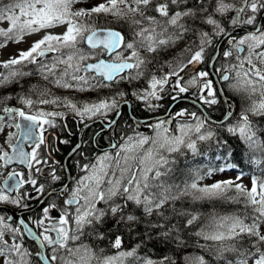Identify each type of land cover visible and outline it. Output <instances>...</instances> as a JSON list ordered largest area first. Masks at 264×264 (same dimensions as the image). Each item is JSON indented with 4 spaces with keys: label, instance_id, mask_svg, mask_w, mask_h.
Here are the masks:
<instances>
[{
    "label": "snow or ice",
    "instance_id": "snow-or-ice-1",
    "mask_svg": "<svg viewBox=\"0 0 264 264\" xmlns=\"http://www.w3.org/2000/svg\"><path fill=\"white\" fill-rule=\"evenodd\" d=\"M0 24V49L42 33L0 61V89L19 86L0 98V264H264V0H0ZM206 62L212 72L197 69ZM31 77L44 83L25 85ZM49 85L112 94L81 103ZM129 94L149 114L133 117L131 135L92 157L75 144L74 168L55 159L69 141L45 133L66 113L46 106L84 123L119 117ZM184 101L197 111L172 112ZM236 148L259 172L250 186ZM189 154L185 171L178 157ZM230 170L234 179L216 178ZM224 202L235 207L215 211ZM157 245L168 254L149 255Z\"/></svg>",
    "mask_w": 264,
    "mask_h": 264
},
{
    "label": "trees",
    "instance_id": "trees-1",
    "mask_svg": "<svg viewBox=\"0 0 264 264\" xmlns=\"http://www.w3.org/2000/svg\"><path fill=\"white\" fill-rule=\"evenodd\" d=\"M95 1L96 0H93V2H95ZM5 2H6V0H5ZM112 26L116 27V25H112ZM191 39H192L191 37L187 38L185 41H182L181 43H179L177 45V47L172 52L164 54L163 58L160 60V63L162 64L164 59H171L172 56L179 54L181 52V50L186 46V44L191 42ZM226 46L227 45L225 44V47ZM222 51H223V49L221 50V55H220L219 59H217L215 61V67L216 68H220L222 66V64L225 63L223 55H222ZM210 54L214 55L215 54L214 50H210ZM166 70L167 69L165 68V71ZM200 71H209L207 62L201 65ZM24 83H25V85H28V84H37V83L43 84L44 82L43 81H39L37 77H31V78H26ZM15 87L16 86H13V90H12V88H7L6 92L14 91L16 88L17 89L19 88V87H16V88ZM48 87L51 88L50 85ZM125 87H127V86H125ZM107 90L108 89H103V90H99V91H89V92L80 93V92L65 91V90H62V89L51 88V91H52V93L54 95L60 96V94H64L63 96H68V97H70V98H72V99H74L76 101L91 100L93 98H98L101 95H103L104 93H106ZM226 95H228L233 100V102L235 104L236 111L239 112L240 111V99H239V97L235 96L228 89L226 90ZM128 96H130V94ZM143 107H144V105L142 103H140L139 101L134 100L133 113L137 117H140V118L148 116L146 114H142V110L144 109ZM183 107L184 108H188L191 111L192 110L193 111H197L196 107L193 106L192 104L191 105L190 104L189 105L185 104ZM224 111H225V108L223 106V103H221V105L215 106L214 110H210V115L212 116V118L220 119V118H222V115H223ZM120 123L125 127V130L121 131V135L128 134V133L132 132L134 122L128 116L127 113H125V112L122 113V116H121V119H120ZM232 143H233V146L235 147V143L236 142L232 141ZM203 147L206 148L207 145H203ZM209 155L213 156L212 163L214 165L223 163V161H216L214 159V155L212 153H209ZM190 158H191L190 154H189L188 157H178V165L177 166L180 167L182 170L186 171V169H184V165L187 164V163H190ZM233 162L239 163L240 164V168L243 169V171L246 173V175L249 176L250 178H251V175H253V174H257V175L259 174V172L255 168V166L249 164L247 162V160L243 158L242 154L240 153L239 148H236V150L234 152V160H233ZM204 163L206 164L207 160H205ZM235 171H238V170H230L228 172H235ZM218 174H220V173H218ZM225 205H227V206H225ZM201 206H202V208H201ZM196 207L201 212H206V210H207V212H209V211L213 210V205H211V204L197 205ZM234 207H235L234 205H230L228 203L226 204V202L219 203V204L217 203L215 205V211L218 212V210H219L220 213H228V212H231ZM204 208H205V210H204ZM220 209H222V210H220ZM126 245L130 246V242L127 241V240H126ZM189 251H191V249H189ZM147 252H148L149 255L153 256V258H158L160 256L168 254L165 251H162L161 250V246H159V245H157L155 247V249H152V248L147 249Z\"/></svg>",
    "mask_w": 264,
    "mask_h": 264
},
{
    "label": "flooded vegetation",
    "instance_id": "flooded-vegetation-1",
    "mask_svg": "<svg viewBox=\"0 0 264 264\" xmlns=\"http://www.w3.org/2000/svg\"><path fill=\"white\" fill-rule=\"evenodd\" d=\"M130 101V107L132 109V98ZM161 103L164 107L158 109L155 114L160 117L165 115L166 109H168L169 104H172V102L170 97H165ZM124 112L129 114L128 106L126 104L121 105V115L119 117L116 116L115 112H109L110 114L108 113L106 117H96L92 120H86L84 123H81L79 118L74 117L71 113H66V118L64 120L57 121L58 127L49 129L48 132L45 133V135L48 136L49 140L53 144H55L56 141L52 139V135L57 136L60 140L69 141L68 144L58 145L59 150L54 153L55 159L59 160L62 164H68L70 168H74L73 160L79 159V157H75L73 160H69L67 157L68 153L71 151V148L74 147L75 144L83 142L82 150L92 157L98 152V145L99 147L107 148L110 143L119 141L120 137L122 136L121 131L125 130V127L120 123L122 113ZM172 112H175V110L173 109ZM142 114L149 115L144 109L142 110ZM111 120H115L116 123L110 128L108 126V122ZM85 124L87 127H85ZM64 125H66V127H64ZM44 154L47 155L46 151H44ZM20 169L24 170L25 172L27 171V169L23 167Z\"/></svg>",
    "mask_w": 264,
    "mask_h": 264
},
{
    "label": "rangeland",
    "instance_id": "rangeland-1",
    "mask_svg": "<svg viewBox=\"0 0 264 264\" xmlns=\"http://www.w3.org/2000/svg\"><path fill=\"white\" fill-rule=\"evenodd\" d=\"M99 2H102V0H96L94 3H99ZM79 6L80 5H78V7ZM0 27H7V25L6 24H0ZM62 30L63 29H61V28H57L54 31L55 32H60ZM40 35H42V33L41 34H37V35H33L31 37H26L25 38L26 42H22L20 44H9L6 49H0V61L8 59L10 55H15L20 50H26L30 46L31 42L36 40V39H38ZM0 71H3V69H0ZM16 87H19V86H16ZM11 88L13 90V87H11ZM17 90L18 89L16 88L14 91H9V92L15 93ZM9 92H6V89H0V98H2L4 95H6ZM63 95L64 94H60V96H63ZM85 101H89V100H85ZM82 102H84V101H81V103ZM49 106H51V105H49ZM0 107H3V104H0ZM46 107L48 108V106H46ZM53 109H58V111H63L65 113H70L67 109L62 108V107L61 108H56L54 106H51L50 111H53ZM172 110H173V108H172ZM6 131H11V129H7ZM139 131L143 132L146 135H152L151 131L149 129H147V128H140ZM2 140H3V136H0V142H2ZM191 160H192V158H190V162H191ZM235 174L236 173H229V172L225 173V174L224 173L223 174H217L216 178H233L234 179L235 178ZM205 182L206 183L207 182H211V180L209 179V180H206ZM243 183L250 186V178H248V176H245L244 179H243Z\"/></svg>",
    "mask_w": 264,
    "mask_h": 264
},
{
    "label": "bare ground",
    "instance_id": "bare-ground-1",
    "mask_svg": "<svg viewBox=\"0 0 264 264\" xmlns=\"http://www.w3.org/2000/svg\"><path fill=\"white\" fill-rule=\"evenodd\" d=\"M212 53V52H211ZM211 55V54H210ZM166 104V103H165ZM15 105L16 106H19L20 107V105L19 104H17V102H15ZM110 114V113H109ZM95 122V121H94ZM90 126V125H89ZM94 134V133H93ZM99 135V134H98ZM108 136V135H107ZM97 141V140H96ZM98 151V150H97ZM236 161V160H235ZM246 163V162H245ZM13 167H17V168H21V167H23L22 165H13ZM24 168V167H23ZM219 204V203H218ZM227 204V203H226ZM212 205V204H211ZM223 206V205H222ZM225 206H227V205H225ZM201 208H202V206H201ZM204 210H205V208H204ZM220 210H222V209H220ZM232 210V209H231ZM209 211V210H208ZM206 212H207V210H206ZM218 212H219V210H218ZM26 218V217H25ZM30 249H32L33 248V245L32 244H28L27 245ZM34 250V249H33Z\"/></svg>",
    "mask_w": 264,
    "mask_h": 264
},
{
    "label": "water",
    "instance_id": "water-1",
    "mask_svg": "<svg viewBox=\"0 0 264 264\" xmlns=\"http://www.w3.org/2000/svg\"><path fill=\"white\" fill-rule=\"evenodd\" d=\"M199 67H200V65L197 66V69H199ZM209 69H210V72L213 71V69H212L211 67H209ZM213 79H215V77H213ZM126 105H129V104H126ZM129 107H130V106H129ZM165 116H166V114H165ZM161 118H162V117H161Z\"/></svg>",
    "mask_w": 264,
    "mask_h": 264
}]
</instances>
